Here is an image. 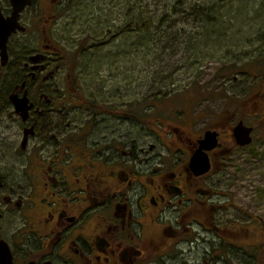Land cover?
Masks as SVG:
<instances>
[{"label":"flooded vegetation","instance_id":"1","mask_svg":"<svg viewBox=\"0 0 264 264\" xmlns=\"http://www.w3.org/2000/svg\"><path fill=\"white\" fill-rule=\"evenodd\" d=\"M43 9L32 0L20 12L24 30L8 38L6 65L0 58V264H189L179 245L192 223L212 240L191 264H219L236 252L240 263L249 260L244 246L251 239L240 235L235 243L228 242L232 245L226 246V255H219L228 230H243L249 237L252 229L217 222L221 206L211 199L218 192L203 188L200 180L206 174L195 176L188 168L198 138L168 145V168H142L155 158L149 152L153 146L139 153L131 142L124 151L121 107L109 128L104 116L112 110L106 111L103 101H69L70 110L62 111L54 78L59 49L44 43L26 50L21 40L29 30L23 15L33 10V22L41 23ZM11 12L10 0H0V14L6 18ZM33 54L41 60L30 63ZM13 61L20 73L8 88ZM12 96L25 101V111L15 110ZM130 111L136 126L134 107ZM97 123L103 127L92 137ZM215 151L209 152L211 165ZM170 206L176 212L172 218L166 217ZM199 206L206 209L205 225L200 215L186 221V210Z\"/></svg>","mask_w":264,"mask_h":264},{"label":"rangeland","instance_id":"2","mask_svg":"<svg viewBox=\"0 0 264 264\" xmlns=\"http://www.w3.org/2000/svg\"><path fill=\"white\" fill-rule=\"evenodd\" d=\"M66 1L37 0L47 24L39 28L41 23L33 22L34 11H27L22 20L30 31L21 40L26 50L39 49L44 43L59 49L54 78L62 111L89 97L96 103L103 101L106 111L112 110L104 116L109 128L116 108L121 107L119 133L124 151H129L131 142L138 145L139 153L153 146L149 152L155 158L142 168H168L167 155L172 152L168 145L195 140L206 129L226 127L223 137H230L227 132L241 110L228 106V100L245 102V124L264 125L257 111L264 102L248 100L264 92V0ZM208 6L215 9L208 17L210 23L199 11ZM140 10L146 12L144 24L149 14H157L162 28L160 36H150L145 45L139 44ZM230 110L233 113L226 121ZM101 126L95 125L92 137ZM107 138H112L109 131ZM224 149L225 159L214 162L200 183L218 192L211 200L221 206L219 224L255 229L252 218L264 223V131L256 126L250 145L233 147L231 140ZM9 153L15 157L12 150ZM166 213V217L176 215L171 206ZM185 232L186 240L179 247L191 264L210 248L212 236L200 230L198 223ZM236 253L219 264H250L251 260L240 263Z\"/></svg>","mask_w":264,"mask_h":264},{"label":"trees","instance_id":"3","mask_svg":"<svg viewBox=\"0 0 264 264\" xmlns=\"http://www.w3.org/2000/svg\"><path fill=\"white\" fill-rule=\"evenodd\" d=\"M64 1H66V0H64ZM66 2H68V1H66ZM214 10L215 9L208 6L205 9H204V7H202V9L199 11L201 14H203L205 16L206 22L210 23V22H208V17L213 15ZM145 15H146V12L144 10L139 11V17H140L139 22L141 24L140 36H139V44L140 45H145V42L149 41L150 36H153L155 34L156 35L155 37H158L162 33V28H160V26L158 25L159 20H156L157 19L156 16L158 17L159 15L149 14L150 19L147 21V24H144V22H145L144 16ZM46 24H47V22H45V16L42 15L41 16V25L43 26ZM49 24H50V22H48V25ZM126 25H128V23H126ZM125 31L128 32L127 30H125ZM130 46L133 47L132 43ZM15 60H17V62H18L19 54L16 55ZM14 61L10 63L11 66H10L9 76H8L9 84H7L8 88L10 86L13 87V83L16 80H18V74L17 73H20V70L17 66H15ZM49 62L51 65L52 62L51 61H49ZM57 63L60 64L59 59H58ZM50 65H49V67H50ZM25 78H27V77H24V79ZM254 95H256L255 99L253 98V95L251 96V99H250V97L248 99L251 103H257V102H262V101L264 102V92H258L257 94H254ZM238 101H239V103H238ZM238 101L228 100L227 104H228V106L233 107L234 109L237 107L240 108L241 115L239 116V119H244L245 114H246V110L244 112H242V110H243V108H246V105H245V102H243L244 104L243 103L240 104L241 100H238ZM258 109L259 110H257V111H259V113H260L259 117L264 118V107H259ZM224 112H222V113H224ZM232 113H233V110L228 111L227 115H229V116H227L226 121H228V119L231 118ZM256 126H261L262 130L264 131V125L256 124ZM256 126L254 125V128H256ZM212 128H216V127H212ZM218 128L220 130V139H219L220 142H219V146L216 149L215 154H214L215 155L214 156V158H215L214 162H217L218 160H221V159H223V160L225 159L226 150L224 149V146H227L231 142L230 137H227V136H226L227 138L223 137V132H224L223 129H225V130H229V129L226 127L222 128V129H221V127H218ZM227 134H230L229 131L227 132ZM233 147H236V146H233ZM202 207L203 206L188 208L186 210L188 212L186 214V217H187L186 221L189 222L190 220H192L191 217L195 218L197 215H200V218L202 219V223L205 225L204 219H205V216L207 214H206L205 207H203V208ZM199 208H202V210H200ZM252 219H253V221H255L257 223V228H255V229L251 228L252 231H250V235H249L251 241L245 242L246 246H244V249L246 251L245 256L249 257V261L251 260L250 264H264V253H263L264 252V223L260 219H256V218H252ZM247 227H249V226H247ZM233 230H235V231H233ZM233 230H228L227 234L223 237L224 246H221V250L219 251V255H222V254L226 255L227 254V250H226L227 247L226 246L230 247L229 245H232V244H228V242L229 243H235L236 240L238 238H240V236H242L241 239H244L246 237V234L241 233V231H239L237 229H233ZM231 232L233 234H231ZM251 232L253 233V235L251 234ZM255 232H256V234H254ZM238 235H240V236H238ZM233 245H235V246H233V247L231 246V248L237 249L238 246L236 244H233Z\"/></svg>","mask_w":264,"mask_h":264},{"label":"water","instance_id":"4","mask_svg":"<svg viewBox=\"0 0 264 264\" xmlns=\"http://www.w3.org/2000/svg\"><path fill=\"white\" fill-rule=\"evenodd\" d=\"M10 3L12 6L10 16L5 18L0 14V58L2 65H6L8 61V53L6 50L8 38L17 30H24V27L18 21L19 14L26 6L32 4V0H10ZM29 59L34 63L41 60V56L35 54L30 56ZM11 100L17 112L26 110L23 104L25 101H19L14 96L11 97ZM252 130L253 128L251 126H247L242 120H239L232 128V136L235 144L239 146L249 145L252 141ZM217 143L218 132L210 129L206 130L203 136L197 140V148L192 153L188 162L189 170L193 175L199 176L209 171L210 160L208 151L214 149Z\"/></svg>","mask_w":264,"mask_h":264}]
</instances>
